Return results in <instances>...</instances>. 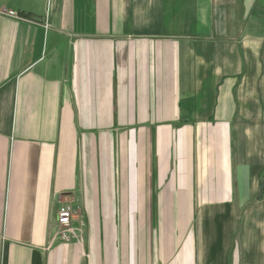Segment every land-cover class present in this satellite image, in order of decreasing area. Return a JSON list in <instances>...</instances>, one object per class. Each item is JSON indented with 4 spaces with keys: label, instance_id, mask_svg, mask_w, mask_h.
<instances>
[{
    "label": "crops",
    "instance_id": "0c3cea01",
    "mask_svg": "<svg viewBox=\"0 0 264 264\" xmlns=\"http://www.w3.org/2000/svg\"><path fill=\"white\" fill-rule=\"evenodd\" d=\"M0 10V264H264V0Z\"/></svg>",
    "mask_w": 264,
    "mask_h": 264
},
{
    "label": "built area",
    "instance_id": "2783aa9c",
    "mask_svg": "<svg viewBox=\"0 0 264 264\" xmlns=\"http://www.w3.org/2000/svg\"><path fill=\"white\" fill-rule=\"evenodd\" d=\"M0 15L9 18H18L15 12L0 10ZM77 211L69 204L60 207L58 213V233L57 236L65 243H70L73 240L78 242L82 241V235L85 224L82 222L80 227L74 228L73 222L76 218Z\"/></svg>",
    "mask_w": 264,
    "mask_h": 264
}]
</instances>
